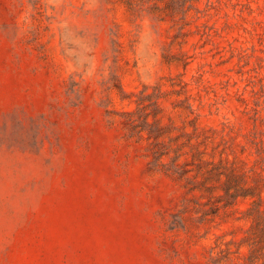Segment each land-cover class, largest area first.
I'll list each match as a JSON object with an SVG mask.
<instances>
[{
    "label": "rangeland",
    "instance_id": "374dc122",
    "mask_svg": "<svg viewBox=\"0 0 264 264\" xmlns=\"http://www.w3.org/2000/svg\"><path fill=\"white\" fill-rule=\"evenodd\" d=\"M0 264H264V0H0Z\"/></svg>",
    "mask_w": 264,
    "mask_h": 264
}]
</instances>
